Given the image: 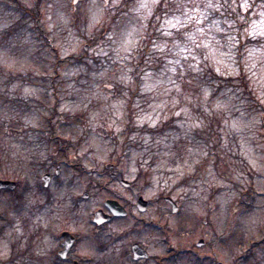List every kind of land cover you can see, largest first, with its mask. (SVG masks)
I'll return each mask as SVG.
<instances>
[{
	"label": "rangeland",
	"instance_id": "374dc122",
	"mask_svg": "<svg viewBox=\"0 0 264 264\" xmlns=\"http://www.w3.org/2000/svg\"><path fill=\"white\" fill-rule=\"evenodd\" d=\"M141 2L0 0V179L27 184L29 191L20 185L16 193L35 202L42 176L55 172L59 158L61 173L49 185L54 208L75 198L82 226L106 200H118L135 218H119L111 231L138 218V233L126 242L136 239L149 251L153 260L141 264H230L252 241L261 246L238 264H264V3L160 0L149 11ZM164 44L161 52L157 45ZM240 63L262 107L239 86ZM210 70L233 84L214 81ZM202 88L226 106L202 103ZM168 122L162 135L143 133ZM62 140L71 143L67 157L59 152ZM148 169L147 183L139 175ZM13 194L0 193V211L8 212ZM139 197L148 201L144 213ZM152 222L162 229L147 226ZM172 249L181 252L165 260Z\"/></svg>",
	"mask_w": 264,
	"mask_h": 264
},
{
	"label": "flooded vegetation",
	"instance_id": "af4514ba",
	"mask_svg": "<svg viewBox=\"0 0 264 264\" xmlns=\"http://www.w3.org/2000/svg\"><path fill=\"white\" fill-rule=\"evenodd\" d=\"M53 163L57 164L55 172L46 173L50 174L49 185L58 179L61 164L64 162L55 158ZM16 183L15 189L0 190V193H14V203L8 212L0 211V264H141L153 260L151 255L148 259H135L133 248L135 244H139L138 240L126 242L138 233V218L133 220L132 226L123 227L125 229L116 235L112 233L111 227L119 218L134 217L124 205L126 214L114 216L104 203L105 209L93 211L89 221H84L80 226L79 204L75 198H72L65 208H54L49 185L43 184V188L39 187L37 200L25 203L26 196L22 198L16 193L21 182ZM21 186L25 192L29 191L27 184L22 183ZM87 194V198H84V195L82 198L88 199L89 193ZM99 210L111 219L103 223L95 222V213ZM117 251L119 253H116ZM117 254L121 262L116 260L117 258L113 259ZM165 260H170L169 254H166ZM162 261L163 258H160L158 264H162Z\"/></svg>",
	"mask_w": 264,
	"mask_h": 264
},
{
	"label": "trees",
	"instance_id": "16d2710c",
	"mask_svg": "<svg viewBox=\"0 0 264 264\" xmlns=\"http://www.w3.org/2000/svg\"><path fill=\"white\" fill-rule=\"evenodd\" d=\"M259 1L264 3V0H259ZM39 3H40V0H37V5ZM31 12H32L33 15H35V14H38L39 11L38 10L37 11H34V9H32ZM41 32H42V34L44 33L43 31H41ZM43 35L46 36L45 33ZM243 49H244L243 43H240V47H239V59H241L240 56H242V52L241 51ZM56 64H57L56 66H58V62ZM240 66H241V63H240ZM136 69H138V71H139V69H140V65L139 64H138V67L135 68V70ZM209 74H210V78L211 79H213L214 81H218L220 84H223V85L224 84H226V85L227 84H233V82H234V79H232V78L224 79V78L218 76L212 70L209 71ZM57 78H58V74H57V70H56V75H55V77L53 78V81H52V86H53V89H54V91H55L56 94L58 92L57 85L55 84V81H57ZM236 80L239 81V86L242 88L243 93L245 95H247V97L252 102H254L255 106L262 107V105L260 104V102L257 101V98L254 95V92L252 91V89L249 86V80H248V77L245 76L243 65L240 67V76H238V78ZM138 81H140V77H138ZM219 89H220V86L218 85V88L216 90L217 93H219ZM171 126H172L171 122H168V123L165 124V126L162 127V129H148L147 131H143V133H146V134H149V135H152V136H158V135H162V133L165 132ZM133 132H134V129L131 126H129L128 127L127 136L129 135L128 137H130ZM57 141H58V137L54 136L52 138V140H48L47 141V144L49 146L52 142L53 143H57ZM69 142L70 141L66 142V141L62 140L61 152H62V154H64L63 156H65V157H67V155H68L67 150L69 149V146L71 145V143H69ZM116 167H117V164H114V168H116ZM111 170L112 169L110 168V166H107V167L104 168L103 173L104 174H107ZM141 175H143V177L146 179L147 183L151 180V172H150V169H148L145 173L141 172L140 175H139V177H141ZM248 191L253 192L254 191V188L253 187H249ZM168 195H170V194H168ZM164 232H165L166 235H168L167 230H164ZM166 242H168V237L166 238ZM261 243H262V241H261ZM261 243H255L254 241H252V243L248 246V250L246 252L244 251L243 253H239V254L233 255V260L234 261H233V263H230V264H234V263L235 264H238V262H240L244 258H245L244 260L247 261L249 259L250 255H251L248 252H251L252 249L255 246H261ZM180 252L181 251H177L175 249L174 250L173 249L170 250V253H169L170 258L172 256H177ZM197 257H199V256H197ZM219 264H221V263H219Z\"/></svg>",
	"mask_w": 264,
	"mask_h": 264
},
{
	"label": "water",
	"instance_id": "95a60500",
	"mask_svg": "<svg viewBox=\"0 0 264 264\" xmlns=\"http://www.w3.org/2000/svg\"><path fill=\"white\" fill-rule=\"evenodd\" d=\"M78 1L79 0H73V4L76 5ZM43 180L45 181V185L48 186L50 181V175H45L43 177ZM121 184L124 187L130 186V183L126 180H122ZM15 187H16L15 182L0 180V189H5V188L14 189ZM84 196L85 198H87L88 194H85ZM165 201L172 206L173 213H177L179 211V206L171 197H166ZM106 206L110 209V211L114 216H124L126 214L125 208L116 200H107ZM137 208L140 212H145L148 208V201H146L143 197H139L137 200ZM110 219L111 217L106 215L102 210H99L95 213L94 221L97 223L107 222ZM202 245H204V240H200L197 244V247H201ZM133 252L135 259L149 258L148 252L144 248H142L139 244L134 245Z\"/></svg>",
	"mask_w": 264,
	"mask_h": 264
},
{
	"label": "clouds",
	"instance_id": "9594fccd",
	"mask_svg": "<svg viewBox=\"0 0 264 264\" xmlns=\"http://www.w3.org/2000/svg\"><path fill=\"white\" fill-rule=\"evenodd\" d=\"M155 5H149V8H151V7H154ZM207 7H209L208 5H207ZM147 17H145V19H146ZM97 23L99 22V21H96ZM169 23V22H168ZM180 23V21L179 20H177L176 21V24H179ZM169 24H171V23H169ZM176 24H171V26L172 27H176ZM214 30L215 31H217V32H219L220 31V29H219V26L218 25H214ZM164 35H168V33H164ZM140 38L141 39H143V27L141 28V30H140ZM109 39H111V37H109ZM189 40L192 42V43H195V40L194 39H192V37H189ZM216 43H219L218 41L216 42ZM157 47H158V49L161 51V52H163L164 51V49L165 48H167V47H169L168 45H166V44H164V45H157ZM173 47H175V45L173 46ZM197 47H201V45H197ZM171 50V49H170ZM189 54L191 55V49H189ZM133 55H134V53H133ZM193 58L195 59V57L193 56ZM206 59H207V57H205ZM124 59H127V57H124ZM132 71V69L131 68H127L126 69V72H125V74H124V76L121 78V82L122 83H125L126 85L127 84H130L131 83V81H132V77L131 76H128L127 75V73H130ZM143 71V70H142ZM173 71H174V69H173ZM150 78V74H147V75H145L144 77H143V79H145V80H147V79H149ZM170 80H171V78H169ZM150 89L148 88V87H145L144 88V91H149ZM176 91L177 92H179V86L177 85V87H176ZM125 95H127V94H125ZM211 95V91L209 90V88H202V103H205V104H209V105H214L216 108H217V105H221L222 107H225L226 106V103H225V101H223V100H220L219 98H217L215 101H210L209 100V96ZM199 98V97H198ZM227 103H231V100H229ZM172 104H173V106L176 104V101L175 100H173L172 101ZM198 106V105H197ZM208 109L206 108L205 109V111H207ZM185 111H187V109H185ZM177 114H179V113H176V115ZM117 115H119V114H117ZM157 119H160L159 117H157ZM118 131H119V129H117ZM133 170H135V169H133Z\"/></svg>",
	"mask_w": 264,
	"mask_h": 264
},
{
	"label": "snow or ice",
	"instance_id": "6c2138e0",
	"mask_svg": "<svg viewBox=\"0 0 264 264\" xmlns=\"http://www.w3.org/2000/svg\"><path fill=\"white\" fill-rule=\"evenodd\" d=\"M160 2V0H151V4L152 5H156V4H158ZM208 6L211 8V7H214V5L213 4H208ZM217 7V10H219V6H216ZM243 7L244 8H247L248 7V5L247 4H244L243 5ZM140 8L141 9H149V11L151 10L150 8H149V0H142V2L140 3ZM95 19V18H94ZM169 23H171V21H169ZM175 27V26H174ZM131 46H133L132 45V41H128V43H127V45L125 46V48H124V51L125 52H128V49H129V47H131ZM205 47H207V45H205ZM194 59V58H193ZM217 71H219V70H217ZM222 106L221 105H217V108L219 109V108H221ZM177 115H179V114H177ZM196 127H199V124H197L196 125Z\"/></svg>",
	"mask_w": 264,
	"mask_h": 264
}]
</instances>
